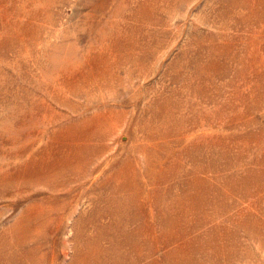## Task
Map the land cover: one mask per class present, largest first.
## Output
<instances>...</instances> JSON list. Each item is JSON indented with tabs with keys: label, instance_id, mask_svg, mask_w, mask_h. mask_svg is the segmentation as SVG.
Returning <instances> with one entry per match:
<instances>
[{
	"label": "rangeland",
	"instance_id": "obj_1",
	"mask_svg": "<svg viewBox=\"0 0 264 264\" xmlns=\"http://www.w3.org/2000/svg\"><path fill=\"white\" fill-rule=\"evenodd\" d=\"M171 114L181 120L164 127ZM185 149L264 171V0H0V234L15 222L37 232V264L90 252L81 235L68 241L81 213L124 223V210L105 202L118 188L138 193L128 207L138 217L131 230L151 235L163 206L144 195H163L174 176L184 180L180 167L185 174L192 166ZM94 168L56 234L62 219L50 206L66 194L42 184ZM37 199L42 205L30 206ZM93 235L89 224L84 236ZM154 236L159 261L171 231ZM35 243L13 254L1 247L0 264H24L22 251L34 253Z\"/></svg>",
	"mask_w": 264,
	"mask_h": 264
},
{
	"label": "bare ground",
	"instance_id": "obj_2",
	"mask_svg": "<svg viewBox=\"0 0 264 264\" xmlns=\"http://www.w3.org/2000/svg\"><path fill=\"white\" fill-rule=\"evenodd\" d=\"M166 116L161 121L164 127H170L181 120L171 114L172 119L165 121ZM162 147L167 150L169 145L164 143ZM200 149L202 148L197 151L206 155L205 157L217 153L210 149ZM193 152L194 149L183 151L192 166L190 172L185 174H181L183 167H180L179 175L185 177L181 183L174 176L173 182L167 185L163 195L145 193L144 196L154 205L158 203L163 206L153 217L158 227L150 229L148 233L151 235L143 236L139 228L131 230L138 217L131 211L129 213L128 207L135 203L138 193L125 192L127 188H118L107 195L105 202L110 208L124 210L119 213L127 214L124 219L121 216L124 223L111 222L109 225H102L96 221L101 218L96 212L86 220L81 219V213L71 224L72 235L68 241L72 243L81 235L79 243L84 244L85 249L90 252L74 253L66 264H238L241 256H249L259 261V264H264V195H260L264 190V171L255 168V162L250 167L238 159L221 166L217 164L218 161L215 163L210 159H197ZM96 172L97 168H94L84 172L81 178L68 179L65 182L50 179L48 183L42 184L51 194L60 191L66 194L58 196L50 206V215L62 219L56 234L64 232L62 216L67 205L72 204L71 201L83 192L84 179L94 176ZM198 172H208L211 177L200 179ZM38 187L39 184L34 183L32 191L41 190ZM252 190L261 192L252 194ZM255 196L258 198L249 205L248 200ZM243 203H247V207H242ZM41 205L42 200L39 199L30 204ZM109 215L113 217L111 213ZM150 216L148 212V217ZM89 224L94 235L85 237L84 233ZM156 230L161 234L171 231V236L165 242L166 250L159 261L152 260L161 244L154 236ZM39 234L47 235L44 232ZM37 238V232H32L26 224L15 222L12 228L0 234V248L3 247L4 251L13 254L24 249V243L34 241L35 246L30 249L34 253L22 251L27 256L21 258H25L24 264H37L34 257L42 253L39 251L41 242H37ZM251 244L255 246V255L248 248Z\"/></svg>",
	"mask_w": 264,
	"mask_h": 264
}]
</instances>
